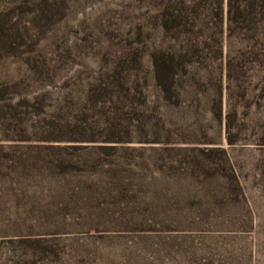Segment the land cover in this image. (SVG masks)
<instances>
[{
  "label": "rangeland",
  "instance_id": "rangeland-1",
  "mask_svg": "<svg viewBox=\"0 0 264 264\" xmlns=\"http://www.w3.org/2000/svg\"><path fill=\"white\" fill-rule=\"evenodd\" d=\"M0 264H264V0H0Z\"/></svg>",
  "mask_w": 264,
  "mask_h": 264
}]
</instances>
